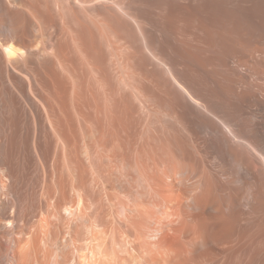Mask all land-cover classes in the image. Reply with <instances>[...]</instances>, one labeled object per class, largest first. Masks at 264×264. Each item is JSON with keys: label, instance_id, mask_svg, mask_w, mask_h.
<instances>
[{"label": "bare ground", "instance_id": "bare-ground-1", "mask_svg": "<svg viewBox=\"0 0 264 264\" xmlns=\"http://www.w3.org/2000/svg\"><path fill=\"white\" fill-rule=\"evenodd\" d=\"M157 3L0 0V264H264V0Z\"/></svg>", "mask_w": 264, "mask_h": 264}, {"label": "rangeland", "instance_id": "rangeland-1", "mask_svg": "<svg viewBox=\"0 0 264 264\" xmlns=\"http://www.w3.org/2000/svg\"><path fill=\"white\" fill-rule=\"evenodd\" d=\"M114 1H115V4L117 6L113 9V12H114L113 13L114 14L113 16L115 18L112 20V21H114L113 22L114 24H112V25L115 27L114 30L116 31V33L118 32L117 34L115 33L116 37H120L119 39L117 38V41L118 42L120 41V42L119 43L117 42L116 47H118V45H119V47H121V44L124 43L126 40H128L130 42L129 44H131V47L133 48L132 49L133 50L132 52L134 53V55H132L133 58L131 57L132 62L130 61V63L132 65V67H134L135 66V63L138 62V61H136L137 57L138 58L140 56L142 57V55H141L142 53H140V49H139V48H142V46H140V45H142V40H141V35H140L137 27L135 26V24L132 23L131 18L138 20L139 21L140 28H142V30L146 33V35L148 37H151L152 36L153 26L156 29H161V27H163L162 24H164V22H163V18H162V10L164 11V8H163L164 6L163 7L160 6L161 8L158 7L157 1H159V0H114ZM175 1L179 5H185L186 7L189 6L190 7L189 9L191 11L201 10V11L208 12V10H209V0H175ZM89 6L92 7V8H94V9H96V10H99L101 12V14L102 13L104 15L106 14L105 13L106 12V4L104 3V1H99V2H96L95 1V2H92ZM118 7H120L121 9H124L125 10V13H122L119 10ZM194 9H196V10H194ZM124 14H127V16H125ZM54 19L55 18H53V25H54L53 26V29L54 30L55 29L58 30L60 28L59 27L60 24L56 20H54ZM103 20H102V26H101L103 28H100V29L101 30L104 29L103 30V32H104L105 29L107 28V24L106 23H108V22H107V20H105V18ZM89 25H91V24H89ZM92 26H90V27L92 28ZM92 29L94 30V34L96 35L97 39L99 38L98 41L100 42V32H102V31H100V32L97 31V29H96L95 26ZM106 30L108 31V28ZM97 33H98V35H97ZM127 34H128V37H126ZM122 36L124 38H122ZM121 41H123V42H121ZM119 47H118V49H119ZM134 71L136 72V70H134ZM137 77H139V76L137 75ZM137 77L134 78V79H137ZM88 78H89V76H88ZM88 78H87V80H88ZM89 80L88 81L91 84H93V83L96 84V82H93L94 81V78L92 79V77H90ZM139 80H141V79H139ZM139 80H136V81H139ZM102 82L105 83L104 82V79L102 80ZM95 84H94V86L97 85V84L96 85ZM115 88H118V87H115ZM117 91H118V89H117ZM96 92L97 93H94V97H96L97 104L99 103L98 105L100 106V107H98V110L97 111H99L98 114L101 115V119L105 123L108 120V118H109V117H107V115L109 116V113H110L109 110H108V107H109L108 106V102H107V99H105L106 96H103L102 94L100 95L101 92L99 93V91H96ZM95 94H97V96ZM131 99L132 98H129L128 100H131ZM102 102H103V104H102ZM128 102L126 103V106L128 105V107H129V105H130V107H129L130 110L129 111H130V115H131V116L128 115V118H129L128 121H130V123H132V124H130V126L132 125V130L136 131V132L133 131L134 132L133 134L136 135V133L138 134V132H139L138 131V128H140L141 123H142V118L140 117V114L141 113H140V111L138 112L137 109H139V107L137 106V104L135 103V101H128ZM117 103H118L119 106H121V102L120 103L117 102ZM118 105H116V106H118ZM135 105H136V107H134ZM122 107L121 108L114 107V108L116 110L120 109L121 111H123L122 110ZM116 110H114V112H115L114 115L117 116V117L114 116L116 119L114 118L115 119V122L113 121V123H116L115 127H117L118 125H120L122 127L121 124H123V123H122L121 120L122 119L124 120V118H123V115H122V117H120V116H121V114L124 111L122 113H120L121 111L118 110V115H117L116 114L117 113ZM105 113L107 115H105ZM102 114H104L105 116L102 115ZM104 117H106L107 119H105ZM124 122H125V120H124ZM120 126H118V127L120 128ZM120 129H119V131H120Z\"/></svg>", "mask_w": 264, "mask_h": 264}]
</instances>
